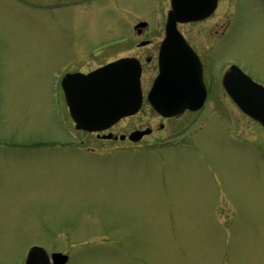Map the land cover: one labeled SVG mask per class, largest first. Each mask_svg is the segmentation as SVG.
Segmentation results:
<instances>
[{
    "label": "rangeland",
    "instance_id": "374dc122",
    "mask_svg": "<svg viewBox=\"0 0 264 264\" xmlns=\"http://www.w3.org/2000/svg\"><path fill=\"white\" fill-rule=\"evenodd\" d=\"M161 1L0 0V264H24L32 244L67 264H264V128L220 87L169 145L153 142L189 114L149 104L111 128L156 129L138 143L75 130L64 73L130 55L127 26L162 19ZM233 26L225 56L264 74V0H220L212 20L180 29Z\"/></svg>",
    "mask_w": 264,
    "mask_h": 264
},
{
    "label": "water",
    "instance_id": "95a60500",
    "mask_svg": "<svg viewBox=\"0 0 264 264\" xmlns=\"http://www.w3.org/2000/svg\"><path fill=\"white\" fill-rule=\"evenodd\" d=\"M214 2L173 0L159 54V74L148 94L152 105L164 116L181 113L187 108L196 110L204 103L206 88L201 64L179 31L177 22L205 17L212 11ZM140 75L141 66L135 58L119 59L88 74L65 75L62 86L76 128L100 131L120 118L136 113L142 103ZM223 81L236 103L264 125V86L254 82L236 66L227 70ZM148 132L134 131L130 138L137 140ZM53 259L55 263L63 264L67 256L55 253ZM27 264H49L47 254L34 246Z\"/></svg>",
    "mask_w": 264,
    "mask_h": 264
},
{
    "label": "flooded vegetation",
    "instance_id": "af4514ba",
    "mask_svg": "<svg viewBox=\"0 0 264 264\" xmlns=\"http://www.w3.org/2000/svg\"><path fill=\"white\" fill-rule=\"evenodd\" d=\"M56 1L55 3L58 4H63L64 2H67L71 4L72 2H77V4H82L84 2H87L89 0H54ZM100 2V1H99ZM122 0H105L104 4L102 6L104 7H110L109 5H114L115 8H118V5L121 6ZM219 2L218 0L217 7L213 11V13L208 16L207 18L196 21V22H186L182 23L181 25H188V24H196V23H202L207 20H212L213 17L216 16V13L219 8ZM102 3V2H101ZM120 3V4H119ZM162 9H164L162 12H159L160 17L162 19H157L155 14H150L148 12H144L141 14H135L134 16H139L138 20L136 21L137 23L144 22V25L138 26L136 30H132L131 35H132V42L135 43L133 46V52L132 55L137 57L141 62H142V68H143V74H142V87H143V95H144V103L147 101L146 100V95L147 91L149 90L152 81H153V75L151 77H147L146 79L144 78V75L147 72H153L154 70L157 69L158 66V52L159 48L161 45V41L165 37V23L167 19V13L168 10L171 8V3L172 0H162ZM147 8H154L153 6ZM154 13V12H153ZM154 20H158L156 23L152 22L151 17ZM160 20H163V27L161 26V31L156 32L158 30V26L161 24ZM135 25V24H134ZM153 25H156L154 29L152 28ZM157 28V29H155ZM230 27H224L222 33L217 32H212L210 34H203V35H198L196 37H192L191 35L183 32L184 37L186 40L189 42V44L195 49L197 52L202 65H203V71H204V80L207 84L208 88V96H207V101L213 99L212 97L209 96L210 91L214 90L215 88H218L219 86L222 85L221 79L219 80L218 78H215V75L211 76L212 74H215L216 72H221L225 71L231 64V59L229 55L225 56L226 49L225 47H221L219 43L225 42L226 40L231 39V34H234L236 29L238 28L237 26H233L231 29V33H226V31ZM221 32V31H220ZM203 47V49H202ZM220 49H224L222 52H219ZM230 60V61H229ZM241 65V64H240ZM90 64H87L83 67L80 66L79 69H75L73 71H82V72H87L91 70ZM243 69L246 70V68L243 66ZM252 77L255 78V80L261 82L264 84V74L257 73L253 74L250 71L246 70ZM210 77L211 80H207V78ZM221 99V98H220ZM175 126H181L179 123H177ZM114 127V126H113ZM160 129H163V125L161 126V123L158 126ZM154 131V130H153ZM152 131V132H153Z\"/></svg>",
    "mask_w": 264,
    "mask_h": 264
}]
</instances>
